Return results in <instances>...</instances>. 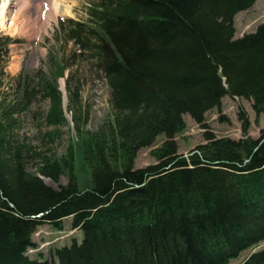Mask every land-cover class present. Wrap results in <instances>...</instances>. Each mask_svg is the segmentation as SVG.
<instances>
[{"label": "trees", "instance_id": "obj_1", "mask_svg": "<svg viewBox=\"0 0 264 264\" xmlns=\"http://www.w3.org/2000/svg\"><path fill=\"white\" fill-rule=\"evenodd\" d=\"M256 1L94 0L88 21H59L56 41H73V56L91 52L105 72L113 118L84 139L88 185L77 178L73 146L30 173L24 148L6 134L41 91L46 123L66 124L58 79L68 59L51 51V77L40 67L15 78L16 100L0 109V264H231L264 240V129L240 140L206 131L188 155L176 140L185 115L207 128V112L225 96L252 101L264 117V24L235 37V17ZM13 42L0 34V69ZM239 120L246 135L243 109ZM161 136L156 162L137 168L140 150ZM68 218L82 240L56 248L53 260L32 259L37 228L62 229Z\"/></svg>", "mask_w": 264, "mask_h": 264}, {"label": "rangeland", "instance_id": "obj_2", "mask_svg": "<svg viewBox=\"0 0 264 264\" xmlns=\"http://www.w3.org/2000/svg\"><path fill=\"white\" fill-rule=\"evenodd\" d=\"M2 1V0H1ZM0 1V4H1ZM3 14L0 8V34L18 40L9 45L8 57H3L0 74V109L5 108L16 100L15 78L26 69L30 73L41 67V74L51 77L48 67V55L51 51L60 53L69 64L63 77L58 79V87L62 93V109L66 117L63 126L48 125L45 115L50 109L46 93L41 91L32 98L30 108L20 114H15L18 124L6 134L14 146H22L26 154L27 171L38 173L42 157L60 158L68 154L73 146L75 153L76 174L80 185L91 182L90 168L85 161L84 139L88 133L98 131L105 122L113 118L110 101V87L100 64L90 58L91 52L84 51L81 56H73L74 43H67L62 38L56 41L57 29L61 20L74 19L88 21V9L94 0H56L69 7V13L52 17L50 2L55 0H8ZM50 7V8H49ZM4 17V18H3ZM264 24V0L235 18L236 38L246 33L254 32ZM79 52V50H76ZM78 109V110H77ZM243 109L250 120V127L245 135L239 111ZM80 116V117H79ZM79 117L80 128H77ZM186 128L176 137L179 153L188 155L198 145L206 143V131L217 137H229L240 140L245 137L259 138L264 129L263 115L257 116L252 107V101L244 98L225 96L220 108L207 112V128L201 127L189 115L184 116ZM224 118V120H222ZM164 137L157 139L155 145L140 150L135 162L137 168H143L156 162L151 155L155 147L160 146ZM11 143V144H12ZM41 154V156H38ZM47 184L54 188L58 185L50 180ZM68 177L60 176V184H66ZM82 231L72 227V218L64 220V227L57 229L50 224L39 226L33 235L36 247L30 248L28 254L32 259L53 260L56 248L70 245L74 239L81 241ZM264 254V240L256 246L243 251L231 264H248L255 254ZM253 264H264V258H257Z\"/></svg>", "mask_w": 264, "mask_h": 264}, {"label": "bare ground", "instance_id": "obj_3", "mask_svg": "<svg viewBox=\"0 0 264 264\" xmlns=\"http://www.w3.org/2000/svg\"><path fill=\"white\" fill-rule=\"evenodd\" d=\"M8 2H9L8 0H2L1 1L0 8H2V11H1L2 13L6 9V5H7ZM50 6L52 7L51 11H50L51 14H52V17H55L56 15H60V14H63V13H69L70 12L69 11V7L64 5L60 1H57V2H56V0L54 2L52 1V2H50ZM3 14H5V13H3Z\"/></svg>", "mask_w": 264, "mask_h": 264}, {"label": "water", "instance_id": "obj_4", "mask_svg": "<svg viewBox=\"0 0 264 264\" xmlns=\"http://www.w3.org/2000/svg\"><path fill=\"white\" fill-rule=\"evenodd\" d=\"M40 176V175H39ZM44 181H45V183H47V180L46 179H48V180H50L51 182H53L51 179H49V178H45V177H43V176H40Z\"/></svg>", "mask_w": 264, "mask_h": 264}]
</instances>
